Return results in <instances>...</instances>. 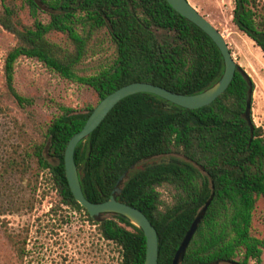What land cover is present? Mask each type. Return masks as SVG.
I'll return each mask as SVG.
<instances>
[{"label":"trees","instance_id":"16d2710c","mask_svg":"<svg viewBox=\"0 0 264 264\" xmlns=\"http://www.w3.org/2000/svg\"><path fill=\"white\" fill-rule=\"evenodd\" d=\"M0 1V24L17 39L4 61L6 93L20 105L30 102L15 86L22 57L38 59L61 76L92 86L99 102L133 82L185 95L200 93L219 81L225 70L213 39L168 0H26L30 25L7 0ZM234 2L235 25L264 55V14L256 0ZM41 11L50 15L48 23L40 19ZM103 29L115 46V62L97 75L81 76L79 66L93 37ZM52 32L66 35L68 43L51 40ZM252 89L254 82L237 63L225 93L198 109L183 108L153 93L124 98L76 147L86 198L100 203L115 194L142 210L158 232L159 264H173L194 220L211 199L180 264H264V240L253 233L257 203L264 198V129L246 117ZM96 106L62 107L44 140L34 146V155L59 196L51 211L57 215L66 206L84 213L100 236L116 246L119 264H145L143 230L120 214L92 217L76 200L67 178L68 143ZM165 185L175 190L170 205L159 189ZM117 187L121 193L115 192ZM11 242L19 257L27 256L26 238L12 235Z\"/></svg>","mask_w":264,"mask_h":264},{"label":"rangeland","instance_id":"374dc122","mask_svg":"<svg viewBox=\"0 0 264 264\" xmlns=\"http://www.w3.org/2000/svg\"><path fill=\"white\" fill-rule=\"evenodd\" d=\"M7 1L18 10L23 23H33L26 0ZM189 1L223 33L234 59L254 82L252 117L264 129V55L235 25L234 0ZM256 3L264 14V0ZM39 17L45 23L51 19L42 11ZM49 37L68 43L60 32H52ZM16 43L14 34L0 24V264H119L116 246L100 236L84 213L66 206H61L57 215L51 211L59 196L48 171L41 168L34 155L35 144L44 140L48 125L62 107L98 105V93L90 85L61 76L38 59L22 57L15 69V86L30 102L18 104L7 95L4 76L5 57ZM115 58L111 36L103 29L93 37L78 73L97 75L110 68ZM159 189L164 202L172 204L174 188L165 185ZM253 233L264 240V198L257 203ZM12 235L27 239L28 254L24 258L17 255ZM262 257L264 262V252Z\"/></svg>","mask_w":264,"mask_h":264},{"label":"water","instance_id":"95a60500","mask_svg":"<svg viewBox=\"0 0 264 264\" xmlns=\"http://www.w3.org/2000/svg\"><path fill=\"white\" fill-rule=\"evenodd\" d=\"M168 2L181 15L203 29L217 44L225 60V70L222 77L210 88L192 95L177 93L163 86L155 85L149 82H133L127 84L115 90L98 103L94 111L89 116L84 128L77 132L69 141L65 153L66 174L76 200L87 209L92 217L109 213L120 214L129 219L132 224L141 228L147 238V254L145 264H159V239L155 225L142 210L119 201L115 194H113L107 201L100 203H94L88 200L82 189L79 170L75 161V150L82 140L87 138L101 125L115 106L128 96L141 92L153 93L183 108L198 109L213 103L219 96L225 93L230 86L236 74L237 62L234 59L230 46L223 33L207 17L202 15L189 0H168ZM250 82H253L251 78ZM253 93L254 90L252 89L246 111V117L250 123H252ZM126 175L127 173L122 175L119 183L125 179ZM115 192L117 194L121 193L122 189L117 187ZM210 203L211 199L206 203L205 207L199 212L198 216L194 220L175 255L173 264H180L183 261L187 248L190 245L200 223L202 222Z\"/></svg>","mask_w":264,"mask_h":264}]
</instances>
